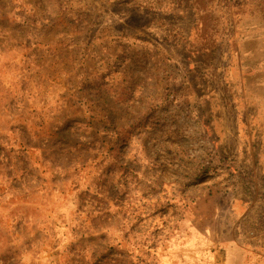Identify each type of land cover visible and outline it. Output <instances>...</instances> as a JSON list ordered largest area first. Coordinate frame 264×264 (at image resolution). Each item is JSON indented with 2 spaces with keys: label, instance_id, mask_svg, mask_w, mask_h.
<instances>
[{
  "label": "rangeland",
  "instance_id": "rangeland-1",
  "mask_svg": "<svg viewBox=\"0 0 264 264\" xmlns=\"http://www.w3.org/2000/svg\"><path fill=\"white\" fill-rule=\"evenodd\" d=\"M218 178L264 194V0H0V264H197Z\"/></svg>",
  "mask_w": 264,
  "mask_h": 264
},
{
  "label": "crops",
  "instance_id": "crops-1",
  "mask_svg": "<svg viewBox=\"0 0 264 264\" xmlns=\"http://www.w3.org/2000/svg\"><path fill=\"white\" fill-rule=\"evenodd\" d=\"M216 180L193 189L196 198L188 207V221L181 225V238L195 243L191 247L197 250V264H251L255 256L262 260L264 238L254 237L256 230L247 228L253 222V210L264 204V194L257 203L258 199L247 198L244 190L221 178Z\"/></svg>",
  "mask_w": 264,
  "mask_h": 264
}]
</instances>
